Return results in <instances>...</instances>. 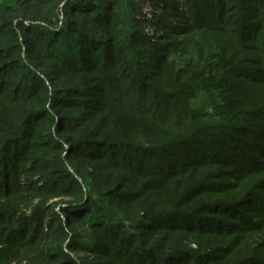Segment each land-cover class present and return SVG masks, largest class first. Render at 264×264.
Instances as JSON below:
<instances>
[{
	"label": "rangeland",
	"instance_id": "rangeland-1",
	"mask_svg": "<svg viewBox=\"0 0 264 264\" xmlns=\"http://www.w3.org/2000/svg\"><path fill=\"white\" fill-rule=\"evenodd\" d=\"M263 5L0 0V25L17 34L7 38L18 55L0 79V264H264V127L225 132L209 151L163 149L224 123L209 117L225 99L239 106L227 125H264V29L250 34L255 20L264 24ZM244 14L245 37L236 23ZM203 23L212 28L191 29ZM41 84L47 93L28 96ZM174 85L180 92L165 95ZM159 100L179 126L156 121ZM25 121L22 136L9 134ZM138 190L146 192L140 212L128 213L119 197Z\"/></svg>",
	"mask_w": 264,
	"mask_h": 264
},
{
	"label": "trees",
	"instance_id": "trees-1",
	"mask_svg": "<svg viewBox=\"0 0 264 264\" xmlns=\"http://www.w3.org/2000/svg\"><path fill=\"white\" fill-rule=\"evenodd\" d=\"M218 9H221V8L218 7ZM14 11H20V10L17 7L16 9H14ZM83 11H84V9H80L77 12H83ZM241 14H242V12H241ZM257 14H259V15H257L258 16V20H260V18H264V17H262L263 15L261 13H257ZM106 16H105L106 18H104L102 20V23H104L106 25L107 30H110V28L111 29L112 28L114 29V24H113V21H114V18H115L114 17V10L113 9L110 10V8H109L107 10ZM243 16H244L243 18L239 19V21L236 22L237 25L240 26L238 28L240 29L241 33H238V31L236 30V28L233 27V26H232V31L235 32V33H238L240 35H243L245 37V36L249 35L248 34V31L251 30V27L250 28L246 27L245 23H248V22H246L247 19H245L246 18V15L244 14ZM3 21L4 20L0 18V24ZM202 21L205 22L206 19L205 20H202ZM254 22H255L254 23V27H252L253 29H252V32L250 31V34L252 35V38H258L259 37L258 35L260 33V30L264 29V24L261 23V25H260V21L257 24L256 20ZM6 24L8 26V24H10V22H7ZM195 28H199V29H211L212 26H207V24H205V23L201 24L200 26H194V24H193V26L191 27V29H195ZM256 28L258 29V34H256L257 33L256 32ZM0 31H5L6 32L5 33V36H0V71L2 72V73H0V79H1V75L7 70V68H10V67H7V66L9 64H11L12 62H14V60H16L15 58L18 55H17V51H16L17 47H15L16 45H14L13 47H9L8 46L9 45V42H8V38H7V36H15L17 34L15 32H13V31H10L9 27H6V26L5 27H2L1 25H0ZM116 31L117 32H120V30H118V29H116ZM254 33H255V35H254ZM113 34H115V36L112 35V34H110V37H106V39H104V41H106V42L108 41L107 43H108L109 46L117 45V43L114 42L113 40H117L118 39V36H117L116 32H114ZM74 39H80L81 40V37L76 36ZM111 41H112V43H111ZM29 42H32V41L29 40ZM237 44H238V46H240L241 48H244V49L251 50V48H252L251 45H248L247 43L242 42L239 39H237ZM102 45H103V43H102ZM94 47H95V45H94ZM94 47H92L91 50H93ZM143 50H144L143 53L144 52H148L149 53V50L148 51H145V49H143ZM247 52H249V51H247ZM96 53H95V55H96ZM246 58H248V59H246ZM65 60L66 59H65V56H64V61L62 60V62L65 63V65H66V61ZM140 60H141L140 61V64L145 63V60H146L145 56L142 59H140ZM243 60H246V61L250 60L248 62L255 63V62H257L258 59H250V57L246 55V57ZM163 67H164V65H162V64H161L160 67H158V69L156 67H153L154 69L155 68L157 69V71H155L153 73V75H156L157 76L160 73V71L162 70ZM183 71L184 72H187L186 69L183 70ZM148 78H150V77H148ZM218 78H219V76H218ZM152 79H154V78H152ZM22 82L24 83V81H22ZM143 85H144L145 88H148V89L151 88V90L150 89L149 90L152 91L153 93L157 91V89L154 88V87H152L153 85H151V84H148L147 85V84L143 83ZM173 88H174L173 91H169L168 92L169 94H165V95H172V97H175V95L178 94L180 92V90L177 89L178 88L177 85H174ZM10 90H11V88H10ZM57 90H59V94H63L65 92H69L70 91V89H65V90H63V89H57ZM36 91H37V93H39L41 91H43L44 93H47L48 92L47 89L43 86V84H41L40 86H38V88L36 90L32 91V89H31V93L28 94V96H31ZM75 92H78V91H75ZM158 94H159V96H161V92H158ZM168 100H170V99H168ZM230 103L233 104L232 102H230V100L225 99L224 100V103L221 106H219L220 107V109H219L220 113H217L216 115L211 116L209 118L214 119V120H217V121H221V122L223 121L224 123H225V120H228L229 122H233V120H235V119H233V116H235V115H233L234 113H232V110L233 109H238L239 106L237 105L238 107H236V105H233L234 108H232V106H231ZM152 105L153 106H156L157 107L156 109L159 111V115H157L156 121H158L160 123H168V124L172 125L173 127H176V126H179L180 125L181 121H169L167 119V117L164 115L165 113L164 112H161L162 107L165 105V101L159 100L155 104H152ZM44 107H45V105H44ZM184 108L185 109H188V107H184ZM143 110H145V109H143ZM37 111H46V109L45 108H40ZM156 114H158V113H156ZM255 114L259 115L258 113H255ZM19 117H20V115H16V118L18 119V121L23 120V119H21V117L20 118ZM224 123H218V124L207 123V124H205V125H203L201 127V129L199 130L200 132H198V133H190V135L187 136V137H185V138L175 139V140L171 141V143H163V145H168V146H165L163 149H167V150L169 149L168 151H175V149H177L178 146L184 145L183 147L178 148V149H180L182 151L183 150L182 148L194 149L195 146H199L198 149H197V151H203V149H204V151H209L210 144H216L218 141H221L220 135L225 134V132H226V134L224 135L225 137H227V135L232 137V135L229 134L230 131H237V135L240 134V133H242L243 135H247V133L249 132V130H244L243 128H245V127L251 128V127L256 126V127L260 128L261 131H259V132H261V133H262V129L264 127V125L262 123L252 122V121H241L240 122L241 123L240 125H233V126H229V125H227V123H225V124ZM27 124L28 123L26 121L24 123H22V124L20 122V125L17 127L16 130L9 129V134H11L12 136L15 135L17 137L22 136L28 130V129L25 128V125H27ZM207 128H211L213 130L207 131L206 130ZM61 132H64V131L62 130ZM199 134H203V136H200ZM201 145L204 147L202 150L199 149ZM185 146H187V147H185ZM148 147H151V146H145L144 148L147 149ZM158 149H160V148H158ZM158 149H156V150H158ZM122 153H123L122 151H119V153H118V155L116 157L117 158H119V157L125 158ZM142 157H144V155H142ZM128 159H130V158H128ZM130 160H131V163L133 164L134 159L133 160L130 159ZM113 164H115L117 166H120L121 165L118 162H114V161H113ZM121 166H124V165H121ZM127 168L129 169L131 167L128 166ZM149 170L152 171V172H159V170H154L153 168H150ZM139 173L144 174V172H141V171H139ZM231 175L232 174H230L229 176H231ZM105 183H107V178L105 179ZM145 194H146L145 191L138 190V191H135V194L134 195L133 194H129L126 197L120 196L119 197V200H118V203L128 213H133L134 212V214H135V211L137 213H139L140 212V209H141V205L139 204V201L138 200H139L140 197H143ZM143 214H144V209H143ZM174 214H177L178 215L179 213L174 212V213H171V214H167L165 216H162L161 218L166 217V216H172ZM149 218H150L149 216H146L145 217V220L146 219H149ZM175 221H177V220H175ZM162 224H167V222L162 223ZM159 227H156V229L157 230H160ZM174 227L177 228L178 230H180L179 228L186 229L185 223L179 224V225H174ZM239 228H240V230H242L241 227H239ZM174 231L171 229V231H170L171 233H169L171 238H172V236H174V237L177 236V235H174L175 234ZM203 235H201V236H203ZM201 240H203V239L201 238ZM201 240H199V241H201ZM177 261L179 262V261H184V260H180L179 259ZM190 263L191 262L189 261V264Z\"/></svg>",
	"mask_w": 264,
	"mask_h": 264
}]
</instances>
